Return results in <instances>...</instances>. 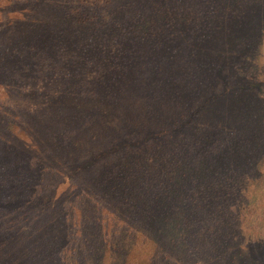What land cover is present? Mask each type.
<instances>
[{"label":"trees","instance_id":"trees-1","mask_svg":"<svg viewBox=\"0 0 264 264\" xmlns=\"http://www.w3.org/2000/svg\"><path fill=\"white\" fill-rule=\"evenodd\" d=\"M249 8L250 10L238 16L239 20L231 18L230 21L236 22L238 27L245 30L248 25L243 23L244 19L262 15L264 3ZM192 13L190 11V15ZM23 20L31 23L36 21L26 18ZM177 21L176 16L170 20L172 23ZM45 26L49 29V24ZM24 31L25 29L8 30V43L1 40L0 49L18 50L33 44V40L40 39L43 43L49 36L46 33L33 32L28 37H23ZM260 31L257 37L251 40L252 43L243 49H224V60L221 63L224 64L217 69L199 70L200 66L205 64L200 61L203 57L199 54L196 56L198 59H193L194 63L200 65L189 71L197 72L198 76H202V71H209L207 76L211 75V71H215L216 76L223 81L222 91L216 88L215 81V89L210 83H204L200 84V95L194 97L196 94L187 89L188 83L180 79L175 80L180 72L172 69V66L176 65L170 63L172 60L161 64L168 65L167 70H160V66L158 67V77L154 66L147 70L149 77H145L144 85L154 77L157 78L162 103L154 104L150 89L145 95L148 105L144 108L152 107L154 114L161 119L165 110L170 111L169 107L164 106L169 102L177 107V114L176 123L171 125L170 130L145 132L140 141L143 143L153 138L159 143L174 138L184 129L206 133L205 142L198 144L200 152L195 155L199 156L194 167L200 174V184L181 190L183 172L179 167L188 171V166L194 160V156L188 154V164L174 163L176 168L167 171L165 177L172 180L170 196H164L162 199L161 196L152 198L153 201H158L157 205H144L150 202L147 199L141 200L144 204L136 205L131 199L129 207L123 205L121 200L128 194L125 188L124 192L121 191L122 196L114 201L115 193H111V190L120 187L126 178L132 179L129 184L131 187H137L141 182L139 177L147 174L148 164L143 165V162L128 156V159L119 165V169L114 170L110 167L114 162H107L110 157L105 158L113 152L120 153L122 149L131 150V147L136 145L133 140L123 137L135 127L128 124L131 115H124L123 112L127 107L133 113L127 96L134 97L135 93H138L134 86L142 76L139 77L136 70L125 73V70H120L117 73L121 75L119 77L115 74L116 71L102 75L104 79L113 77L112 83L102 81L103 84L100 85L97 82L101 87L115 92V98L112 99L85 97L77 93L76 88H72L73 91H67L69 95H64L63 91L59 90L49 99L45 91L42 93L43 103L29 105L26 110L8 107L10 112L24 122V127L19 131L9 128L8 122L5 121L9 114L2 107L4 102H0V264H125V248L131 250L136 234L140 235L148 250L146 264H264V156L260 159V155H264V52L260 49L256 54V49H252V46H258L264 39L263 30ZM91 51L92 49L89 53ZM6 56L13 57L6 62L9 65L2 64ZM24 60L17 52L0 51V91L6 100L16 93L23 92L31 99L39 96L41 90L30 87L31 84L23 79L31 80L32 67L36 68V63L30 61L28 56L27 60ZM27 61L28 63L24 64L30 68L21 73L19 68L22 62ZM229 62L233 65L227 67ZM237 64H240V67ZM73 67L75 66L65 65L68 70ZM226 68L228 73L224 71ZM253 70L255 75L252 74ZM189 74L187 73V78L190 79ZM118 80L124 85H119ZM145 93L143 91V94ZM236 96L250 98L246 108H252L253 112L245 116L244 110L227 109L221 104L218 105L224 100L237 106ZM117 98L123 101H118ZM193 98L195 101L192 104ZM181 103H184V106ZM22 105L27 107L25 103ZM90 107L91 111H85ZM227 111L233 118L238 116L235 111H242L245 129L238 136L229 135L231 129L226 128L224 123L216 125L213 122H218L221 118L217 116ZM80 112H86L84 114L87 118L93 119L88 122L86 119L81 120ZM203 113L210 117L207 116L206 119ZM195 120L204 123L192 125ZM144 126L147 128L152 125L145 123ZM57 128L61 129L60 133H55ZM104 145L111 148L103 149ZM93 152H96L94 160L88 162ZM92 167L91 178L96 174L94 171L97 167L101 172L91 191L78 188L79 181L87 176ZM247 171H254L250 179H246L248 175L244 172ZM246 182L249 200L244 202L242 189ZM99 183L104 187L101 190L96 187ZM148 184L144 185L145 192L150 189ZM59 185L69 189L74 199L81 196L82 202L84 197L91 202L99 197L98 202H106L105 206L97 208L96 203L90 204L91 202L87 201L93 210L98 213L104 211L108 215L111 213L114 221L115 218H120L122 223L127 224V232L122 234L125 235L122 252L116 253L114 247L106 257L101 254L102 251L95 257L82 254L87 248L81 242L85 237L83 234L95 233L94 219L91 218L79 228L78 224L71 222V217L65 216L63 211L65 198L62 199L63 192L57 190ZM48 187L52 190L49 191ZM76 190L77 193L74 192ZM103 192L105 194H102ZM106 195L111 196L113 203L109 202ZM68 202L73 212L80 213V206L76 207L72 200ZM108 204L126 210L133 223H126L116 213L119 209H112ZM142 206L145 209H142ZM93 210H90L91 213L96 215ZM242 225L259 226L258 231H253L254 236L260 235L259 238L243 243L239 233L243 231ZM122 256L124 259H119Z\"/></svg>","mask_w":264,"mask_h":264},{"label":"rangeland","instance_id":"rangeland-1","mask_svg":"<svg viewBox=\"0 0 264 264\" xmlns=\"http://www.w3.org/2000/svg\"><path fill=\"white\" fill-rule=\"evenodd\" d=\"M262 3H264V0H0V41L8 43V30L19 31L25 29L22 33L23 37H28L33 32L49 35L43 43L40 39H37L33 40V44L30 43L29 46L18 50L0 49V51L6 50L19 53L25 59L24 61L27 60L28 56L30 61L36 63V68L32 67L31 80L23 79L31 84L30 87L41 90L39 96L35 99L29 98L23 92L14 94L9 100L4 99L0 91V102H4L2 107L9 114L7 118L5 117V121L8 122L10 129L19 131L21 127H24V122L10 112L8 107L26 110L29 105L39 102L42 104L44 101L42 93L45 91L48 94L47 99L59 90L63 91L64 95H69L67 91H73L72 88H76V92L83 94L85 97L115 98L113 90L100 86L103 84L101 83L102 81L112 83L114 81L113 77H105L104 79L102 75L110 71L112 73L116 71L115 74L117 75L120 70H125L124 73L136 70L138 76H142L138 84L134 86L138 93H135L136 96L134 97L127 96L130 99L129 104L133 113L127 107L123 112L124 115H131V118L128 119V124L135 126L123 137L133 140L136 145L131 147V150L122 149L120 153L113 152V154H108L105 158L110 157L107 162H114V164L110 165L111 169L114 170H118L119 165L125 162L128 156L143 162V165L147 166L148 164L147 174L145 173L139 177L141 182L137 187H131L129 184L132 179L126 178L120 187L111 190V193H115L114 201L122 196L123 193L121 191L124 192L123 189L125 188L128 194L126 193L123 196V201L120 199L123 205L129 207L132 202L131 199L134 200L136 205L144 204L141 200L145 199L150 202L144 205H157L158 201H153L152 198L161 196L160 198L162 199L164 196H170L172 180L165 177L167 171L176 168L173 166L174 163H180V165L181 163L188 164L190 161L186 159L188 154H192L194 160L188 166V171L183 167H179V170L183 172V177L180 181L181 190L183 188L190 189V187L200 184V174L196 172L194 167L198 163L199 156L195 155L200 152L197 146L202 141L205 142L204 134L206 133L200 130L195 132V129H189V131L184 129L170 140H163L158 143L153 138H150L147 142L142 143L140 141L145 132L152 133L164 129L170 130L172 128L171 125L176 123L175 117L177 114V107L169 102L164 104V106L169 107L170 111L165 110L161 119L154 114L152 107L150 109L144 108V106L148 105V102L145 101V95L150 89L155 101L154 104L156 102L162 103V93L157 87V78L154 77L152 81H148L144 85L145 77L148 76L147 70L154 66L158 77V67L160 66V70H167L168 65L161 66V64L172 60L170 63H176V65L172 66V69L180 72L175 77V80L180 79L182 82L188 83L187 89L196 94L194 97L200 95L201 88L199 87L200 84L204 83H210L211 87L215 89L213 84L215 81L217 82L216 88L222 91L223 81L216 76L215 71H211L210 76H207L209 71L207 73L202 71L201 74L204 78L201 75L198 76L197 72L192 73L189 71L196 69L200 65L199 63H194L193 59H198L196 56L199 54L200 57H203V60L200 61L205 64L201 65L199 70L217 69L218 66L224 64H221L222 60H224V49H243L252 43L251 40L257 37L260 29L263 30L264 34V10H262V15H253L254 17L244 19L243 23L248 25L247 27L245 26V30L238 27L236 22L230 21L231 18L239 20L240 17L238 16H241L242 12L250 10L249 6L253 5L254 7ZM190 11L193 12L192 15H190ZM175 16L178 21L176 23L170 22ZM24 18L28 20L35 19L36 21L31 23V21H24ZM47 24H49V29L45 26ZM236 40L237 42H235ZM252 47H254L252 49H256V54L260 49L263 53L264 39L259 42L258 46L254 45ZM90 49H92L91 53H89ZM191 53H193L192 56H190ZM12 58L11 56H6L4 57L5 61L0 63L9 65L6 62L12 60ZM24 63H28V61L22 62V66L19 68L21 73L30 68ZM66 64L75 67L68 70L65 68ZM231 65H233L232 62L226 64L227 67ZM237 66L240 67V64H237ZM224 71L228 73V69ZM187 73H190V79L187 78ZM252 74L255 75L254 70ZM117 82L119 85H124L122 82L119 83V80ZM149 83L152 84L148 85ZM143 91L146 93L143 94ZM235 98L237 106L233 102H225L224 100L220 101L218 105L221 104L222 107L227 109L238 108V110H244L245 116L253 112L252 108L250 110L246 108L249 105L250 98L243 96H236ZM117 99L119 101L120 98ZM200 100L203 101L202 98ZM120 101L123 100L120 99ZM194 101L195 99L193 98L191 103L193 104ZM24 103L27 104V107H23L22 104ZM212 104L216 105V103ZM17 105L19 107H15ZM181 105L184 106V103H181ZM91 110V107L85 109V111ZM235 112L238 115L237 118H233L227 111L221 116H217L221 118L218 122L214 120L213 122L216 125H220L218 123L221 122L224 123L226 128L231 129L228 132L229 135L235 134V136H238L245 129L243 124L244 116L241 114L242 111ZM84 113L86 112H80L81 120L86 119L85 121L88 122L93 119L87 118ZM203 114L207 119L209 115L207 113ZM135 123L137 124L135 125ZM145 123L152 126H147L146 128L144 126ZM197 123L195 120L192 125ZM201 123H204V121L198 124ZM60 132L61 129L59 128L55 131V133ZM105 148H111V146L104 145L103 149ZM96 152L91 153L88 162H93ZM263 156L261 154L260 159ZM30 161H32V158H30ZM92 171L93 167L88 170L87 176L79 181L78 188L91 191L92 185L96 182L97 176L101 172L97 167L94 171L96 174L91 178ZM154 173L157 174L154 175ZM244 173L248 175L246 179H250L254 175V171ZM78 177L80 179V175ZM161 179L162 181H160ZM145 183H149L148 186L150 187L147 192L143 189ZM161 184H163L162 187H160ZM239 186L240 188L242 187L241 185ZM96 187L98 190L104 188L100 183ZM48 188L49 191L52 190L51 187ZM57 190L63 192L61 196L62 199L65 198L63 204L65 216H70L71 222L78 224V228L83 227L91 218L94 219L95 233L84 232L83 234L85 237L81 242L87 247L86 251L82 253L83 255L95 257L102 251L101 254L106 257L114 247L116 253L122 252L123 237H125L122 234L127 232V224L122 223L120 218H115L116 221H114V217L112 219L110 216L111 213L110 215L104 211L98 213V211L90 207V204L95 203L97 208L98 206H105L106 202H98L100 200L99 197H96L92 202L85 197L84 202H82L81 196L74 199L69 189L61 185L58 186ZM242 191L244 195V200L242 201L245 202L249 200L247 182ZM74 192L77 193L78 191ZM102 194L105 193L103 192ZM251 194L253 195V193ZM106 198L110 203H113L110 195H106ZM68 200L74 201L75 206L81 207L82 212L80 211L79 213L78 210V213L73 212L74 210L70 209L71 204ZM87 201L91 203L88 204ZM108 205L113 209L114 206L112 204ZM114 208L118 210L122 207L117 206ZM142 209H145L144 206H142ZM90 210L96 211L97 214L93 215ZM116 213L126 223H133L126 210L119 209ZM258 228L259 226L256 225H251V227L242 225L243 231L239 233L243 243L259 238L260 235L254 236L253 234V231H258ZM74 239L75 236L73 237ZM88 240L90 243H88ZM134 243L130 251L125 248V264H146L148 250H146L145 243H142L139 234H136ZM62 256L63 253L60 257L62 258ZM124 256L119 259H124Z\"/></svg>","mask_w":264,"mask_h":264}]
</instances>
